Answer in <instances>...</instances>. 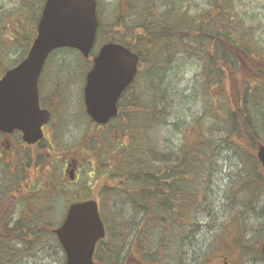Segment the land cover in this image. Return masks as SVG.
I'll use <instances>...</instances> for the list:
<instances>
[{"label": "trees", "instance_id": "obj_1", "mask_svg": "<svg viewBox=\"0 0 264 264\" xmlns=\"http://www.w3.org/2000/svg\"><path fill=\"white\" fill-rule=\"evenodd\" d=\"M136 1L118 2L113 21L107 23L106 32L111 33L109 40H117L134 49L140 55L143 66L147 61L140 47L144 53L149 51L151 58V55H155L150 50L158 47L163 40L169 42L166 46L168 49L178 41L185 42L183 35L189 29L197 36L206 35L212 52L207 49L206 57H196L204 69L201 74L203 83L210 87L206 88L211 90L212 84H220L218 102L224 97L221 88L225 78L228 75L232 77L238 71L244 56L264 60L262 43L247 41L240 26L241 19L232 17L235 14L232 10L234 0H206L207 8L204 10H207L205 14L210 18L208 21L184 19L188 12L184 9L180 12V9L184 3H188L187 0ZM42 2L38 5L34 26H31L27 37L20 40L23 47L20 58L13 62L0 56V76L27 54L35 36ZM140 8L142 12L139 15ZM159 8L165 11L159 13ZM129 12L132 15L129 16ZM98 20L100 36L103 23L100 16ZM124 27L129 29L128 41L120 36L115 38L117 29L123 30ZM64 50L74 51L79 56L76 50L68 48L56 51ZM263 69L254 65V69L249 67L247 71L258 74ZM140 72L141 68L134 82V95L129 96L128 100L130 111L127 127L119 129V138H113L108 145L97 139L100 149L99 153L96 151L95 161L91 164L96 180L104 182L99 194L102 198H108L106 204L100 205L106 234L95 248L94 259L99 264H126L129 258L133 259L132 264H181L183 253L176 251V248L180 249L185 239H189L185 235L189 226L193 229L201 227L198 216L204 214L202 218L208 217L209 220L201 224L213 227L214 222L210 217L212 213L220 212V207L216 211L212 206L216 199L210 194L208 186L213 174L211 162L219 149L227 150L225 158L235 166L237 164L230 189L232 194L228 195V191L225 193L224 205L227 213L234 218L236 229L241 226V234L243 229H247L248 223L244 220L252 207L251 198H258L256 184L258 181L260 185L264 184V174L254 152L256 142L264 137V92L260 83L256 82L257 78L238 77L237 83H230L228 95L231 101L220 104V116L214 113L213 103L207 102L204 94L205 105L200 116L185 127L175 128L181 136L178 146L173 148L158 136L159 127L169 126L166 108L169 96L157 92L153 69L146 70L143 77ZM205 123L207 134L203 131ZM188 133L195 140H189ZM104 139H107V135ZM243 161L253 163V168L243 169ZM60 174L58 172L56 183L49 177L47 182L29 183L26 189L16 178L11 184L0 183V264H12L18 257L17 244L24 245L29 237L34 236L39 240L40 233L52 235V215L54 211H59L56 209L61 204V197L71 195L69 201H74L91 195L88 188L80 192L78 185L65 182ZM202 184L205 185L204 190L200 189ZM19 191V195H16ZM16 205L33 212L34 218L26 221L24 226L20 223V213L15 215L13 211ZM260 235H264V231ZM249 240L244 235L237 238V242L241 241L243 255L250 257L257 252L262 256L261 242L255 246Z\"/></svg>", "mask_w": 264, "mask_h": 264}, {"label": "rangeland", "instance_id": "obj_2", "mask_svg": "<svg viewBox=\"0 0 264 264\" xmlns=\"http://www.w3.org/2000/svg\"><path fill=\"white\" fill-rule=\"evenodd\" d=\"M41 1L42 0H0V56H3L5 60L9 59V61L14 60L13 62H15L20 58L23 51L20 40L27 37L31 26H34V17L38 12V5ZM120 1L121 0H97L98 17L100 16L103 23V26L101 25L103 32L98 38L97 48L105 42L106 38L110 37L111 33L109 32L108 34L106 32V28L108 27L107 23L113 21L116 6ZM187 1L188 3H184L180 9V12L183 9L188 12L187 16H184V19H187L188 21H202L203 19L204 21H208L210 19L208 14H205L207 10H204L207 8L206 0ZM136 2L137 1L135 0L134 3ZM233 4L234 6L232 7V10L235 14H233L232 17L236 19L239 17L241 19L240 26L247 41L252 40L260 42L264 47V0H234ZM159 10V13L165 11L164 8H159ZM141 12L142 9L140 8L138 14L140 15ZM130 15L132 14L129 12V16ZM236 24L238 28V23ZM237 28L235 29L237 30ZM117 30L118 33L115 38L120 36L125 41L129 40L128 28ZM229 30L232 32L234 31L232 29ZM124 31L126 32L125 37L123 36ZM183 37H186L185 42L178 41L169 49L166 47L169 45V42H166L165 40L161 41L158 47L150 50L155 55L154 57L151 55V58L153 57L152 60L149 51H147L148 53H144V49L142 50V47H140V50L144 54V59L147 61L144 62L140 75L143 77L146 74V70L153 69L155 72V88L157 92L161 91L162 94H167L169 96L168 104L166 105L169 126L167 128L159 127L158 136L163 138L164 142H167L173 148L178 146V138L181 136L176 133L175 128L185 127L189 123H192L195 118L200 116L203 106L205 105V95V100L211 104L213 103L214 113L220 116V104L225 105L230 103L231 98L228 95L230 89L229 86L232 82H234V84L237 83L236 79L238 77H242V79H244L243 77L247 78V76L252 79L253 77L255 79L257 78L258 81L256 82L260 83L259 85L262 86L264 92V69L258 74H254L250 70L247 71L249 67L254 69V65L264 67V60H260L255 56H244L238 71L234 72L233 75L230 74L232 77H229L228 75L227 78H225L223 89L221 88L224 92V97L221 99V102H218V100H220V84H212L211 90L206 88L208 87L210 89L209 84L205 85L203 83V75L201 74L204 69L201 67V61L196 57V55L206 57L205 53L207 49H210L209 51L212 52L210 48L211 46L208 45L206 40V35L197 36L196 34H192V31L189 29L185 32ZM81 61L83 60L77 56L74 51L64 50L55 53L48 63L52 64L54 62H59L64 64V66L68 65L73 68L74 65L72 63H78ZM85 61L87 60L85 59ZM150 62L151 66H149ZM1 66L2 65L0 64V67ZM62 76L68 75L63 74L61 77ZM70 93L73 96H77L75 92L70 91ZM203 125V131L207 134L208 130L205 128L206 123ZM186 129L189 130L191 128ZM108 130H105L107 139L98 136L101 143L105 145H108L113 138L118 139L120 136L117 127ZM69 132L72 142H75L77 137L81 139L85 135L84 129L81 127L79 130H77L76 127H73V129H69ZM187 138L190 140L194 137L191 133H188ZM193 140H195V138ZM260 141L264 143V137L259 139L256 144ZM79 142L80 141L76 144ZM245 146L248 147V149L250 148L248 145ZM99 149L100 147H96L97 153H99ZM223 151L225 150L220 151L219 149L215 152L214 159H212L213 161L211 162L213 163L211 165L213 174L208 183L210 194L216 199V202H213L212 206L216 211L219 210L220 207V212L217 211L212 213L210 217L214 222L212 224L213 227L201 224L209 220L208 217H204L206 219L202 218L204 214L198 216L201 227L197 226L193 229L189 226L185 235H187L190 240L184 238V244L180 249L176 248V251L180 250V252L183 253L181 254V264H203L207 259L216 261L218 259L217 255H222L223 258L220 259V262L224 259L227 261V264H249L245 261L247 258L242 257L244 256L241 248L242 244L241 241L237 242V238L239 235H244V237L249 238V241L255 244V246L264 240V235L259 236V233L264 231V191H261L264 189V184L260 185V181L256 184V190H258L256 195L258 198H251L250 205L252 207L248 210L244 220L248 223L246 225L247 229H243L241 234V226L238 225L239 227L236 229V222L234 218L232 219L227 213V207L224 205L225 193L228 191V195L232 194L230 189L235 178L234 173L237 164L235 166L232 161L226 159L225 156L227 150L225 152ZM19 152L20 153L14 157L9 153L5 154L1 152L0 183L3 181L5 184H11V179L15 176L14 174H19L15 173L16 171L13 170L15 168L13 167V162L25 163L28 161L23 155L25 150ZM244 154L245 153H243V156ZM28 163H31V161ZM242 166L243 169H251L253 168V163L250 164L248 161H243ZM89 168H91V165L85 163L82 176H84L85 173H89ZM38 171L35 172L31 166H26L22 176H28L30 181L36 177H34V175L39 174ZM47 180H49V178ZM53 180L56 181L55 178H53ZM103 184L104 182L102 180H98L97 185L90 190L91 195L97 200L98 187H102ZM204 188L205 185L202 184L200 189L204 190ZM227 188L229 190H227ZM70 199L71 195L69 197H61V204H59L56 209L59 211H54L52 215V220L56 226L64 217L63 215L65 213L66 204ZM100 200V205L108 202V198H102V196L100 197ZM204 211L206 212V208ZM33 218V212L24 209L19 216L21 226H24L26 221H30ZM218 228L219 230H217ZM27 241L28 242L24 245L17 244L16 253L18 257L14 259L12 264H64V252L55 235L43 232L39 234V240L33 236L31 238L29 237ZM252 255H254V258L252 259L251 264H264L263 259L257 252H253ZM178 256L179 255L177 254V257ZM242 259L244 260L242 261ZM127 262L128 263L126 264H132L133 259L129 258Z\"/></svg>", "mask_w": 264, "mask_h": 264}, {"label": "water", "instance_id": "obj_3", "mask_svg": "<svg viewBox=\"0 0 264 264\" xmlns=\"http://www.w3.org/2000/svg\"><path fill=\"white\" fill-rule=\"evenodd\" d=\"M96 7V0L44 1L27 55L0 78V131L19 129L27 143L41 137V126L48 120L37 94L43 64L53 50L63 47L89 55L98 26ZM138 61L136 53L119 43L100 47L84 87L86 111L96 123L104 124L116 115L117 99L133 81ZM257 157L264 170V145L258 146ZM53 233L65 253V264H98L93 253L105 229L96 200L70 204ZM261 250L264 255V242Z\"/></svg>", "mask_w": 264, "mask_h": 264}, {"label": "flooded vegetation", "instance_id": "obj_4", "mask_svg": "<svg viewBox=\"0 0 264 264\" xmlns=\"http://www.w3.org/2000/svg\"><path fill=\"white\" fill-rule=\"evenodd\" d=\"M123 34L125 37L126 32ZM98 50L99 47L88 58L81 56L87 61L72 63L73 68L59 62L50 64L48 63L50 60L45 62L37 80V94L39 108L48 112V120L42 124L41 137L38 140L26 143L20 130L0 132V155L2 152L14 157L20 153L19 151L25 150L23 155L28 161L13 162L15 167L13 170L21 174L20 179L25 177V182L21 183L25 188L30 186L29 183L47 182L49 177L57 179L58 172L64 176L65 182L73 184L77 182L80 190L86 188L85 181H81L83 165L96 158L97 139H100L98 136L104 138L105 130L110 128L124 130L127 127L130 111L128 100L135 91L132 85L121 92L117 99L116 117L106 124L97 125L86 111L84 102L86 76L93 67L92 59ZM63 74L68 76L61 77ZM70 91L75 92L77 96L71 95ZM73 127L77 130L83 128L85 134L81 139L77 137L75 142H72L69 132ZM78 141L80 142L76 144ZM29 161L31 163H28ZM26 166H31L35 172L39 170V174L34 175L36 177L30 181L28 176H22ZM71 171L74 175L73 180H70ZM93 183L95 184V181ZM86 185L89 186L88 183ZM24 209L29 208L16 205L13 211L23 212ZM217 257L216 261L207 259L203 264H227L224 259L220 262L222 255Z\"/></svg>", "mask_w": 264, "mask_h": 264}]
</instances>
